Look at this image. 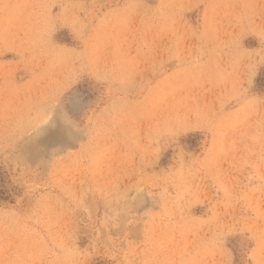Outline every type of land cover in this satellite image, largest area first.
<instances>
[{
  "label": "rangeland",
  "instance_id": "1",
  "mask_svg": "<svg viewBox=\"0 0 264 264\" xmlns=\"http://www.w3.org/2000/svg\"><path fill=\"white\" fill-rule=\"evenodd\" d=\"M0 264H264V0H0Z\"/></svg>",
  "mask_w": 264,
  "mask_h": 264
}]
</instances>
